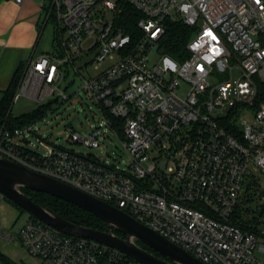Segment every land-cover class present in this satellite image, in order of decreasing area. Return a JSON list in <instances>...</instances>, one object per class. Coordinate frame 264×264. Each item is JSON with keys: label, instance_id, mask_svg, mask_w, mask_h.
<instances>
[{"label": "built area", "instance_id": "built-area-1", "mask_svg": "<svg viewBox=\"0 0 264 264\" xmlns=\"http://www.w3.org/2000/svg\"><path fill=\"white\" fill-rule=\"evenodd\" d=\"M126 4L143 16L136 42L121 24ZM39 6L44 25L55 22L59 49L27 62L12 107L22 98L68 101L63 85L73 75L105 119L86 134L70 129L65 147L43 139L38 123L0 121V157L116 207L204 264H264V206L255 217L245 208L258 193L249 166L264 174V104L257 103L264 0H41ZM169 20L195 30L189 58L163 54L150 69ZM182 82L189 86L185 97L178 94ZM108 130L122 141L125 165L69 146L100 149ZM0 233L40 264H140L31 216L14 232L0 220Z\"/></svg>", "mask_w": 264, "mask_h": 264}, {"label": "rangeland", "instance_id": "rangeland-1", "mask_svg": "<svg viewBox=\"0 0 264 264\" xmlns=\"http://www.w3.org/2000/svg\"><path fill=\"white\" fill-rule=\"evenodd\" d=\"M42 12V22L45 20V11L39 7ZM202 21L198 23V28H201ZM195 32V31H194ZM59 49L57 28L54 20L47 24L41 41L38 46V53L44 54H56ZM164 53L160 49V43L151 52L149 67L154 68L159 64L161 57ZM90 74H95L91 68ZM82 75L87 78L88 74L82 70ZM240 75L236 71L234 73V81L237 82ZM75 78L73 85H67L69 81ZM220 79L223 81L227 79L226 75H222ZM82 86V78L80 76L74 77L71 75L63 85L66 94L70 97L68 101L57 99L56 95L51 98L37 103L27 98H22L16 102L12 107V114L15 117H19L32 110H38L44 106V115L41 120H37V130L40 131V136L47 142L55 144L57 146H68L65 139L70 134V129H74L80 134H86L90 127L98 126L104 122V113L102 109L93 102L87 93L80 90ZM189 86L182 82L178 91L179 96L185 97L188 93ZM245 120L252 122V117L243 113L241 115ZM36 146L39 143L36 142ZM71 149L81 154H98L103 158H106L110 163L114 165H125L128 162V157L125 154L122 146L121 139L115 132L108 130L103 139V144L100 149L90 150L79 145H69ZM40 149H42L40 147ZM43 152V150H38ZM249 175L254 177L256 182L254 184L255 189L248 188L247 191L253 190L258 192L254 195L251 201L245 204V208L249 209V215L255 217L260 215L264 206V199L261 198V194H264V174L256 170L252 165L249 166ZM247 178L246 184L248 185L249 178ZM30 215L26 212L18 209L6 198L0 196V220L1 227L6 232H14L20 225H22ZM0 254L9 260V264H40V261L32 257L26 250V248L19 241H9L2 237L0 233ZM258 257L262 258L261 254ZM3 263V262H2Z\"/></svg>", "mask_w": 264, "mask_h": 264}, {"label": "water", "instance_id": "water-1", "mask_svg": "<svg viewBox=\"0 0 264 264\" xmlns=\"http://www.w3.org/2000/svg\"><path fill=\"white\" fill-rule=\"evenodd\" d=\"M22 189L47 194L103 221L107 230L78 226L35 203ZM0 194L59 232L111 247L140 264H204L116 207L66 183L0 157Z\"/></svg>", "mask_w": 264, "mask_h": 264}, {"label": "trees", "instance_id": "trees-1", "mask_svg": "<svg viewBox=\"0 0 264 264\" xmlns=\"http://www.w3.org/2000/svg\"><path fill=\"white\" fill-rule=\"evenodd\" d=\"M142 17L143 16L130 5L126 4L123 6L121 24L124 26L125 30L132 36L134 42H136L140 35L138 22L142 19ZM165 26V35L160 40L161 51L165 55H168L177 61L189 58L187 45L192 39L195 30L185 26L181 22H175L172 20L167 21ZM21 74L22 68H20L16 72L10 84V87L5 91L0 92V121L5 122L7 119L8 122H11L12 125L15 126L33 124L37 120H41L43 118L45 111L44 106H42L38 110H32L19 117L13 116V98L18 87ZM257 103L264 104V85L259 87ZM22 191L27 194L35 203L51 209L53 212L73 224L93 228L96 230H107V226L103 221L74 205L51 197L47 194L33 192L27 189H22ZM30 216L34 220H37L34 216ZM0 262H3V264L10 263L9 260H7V258L2 256L1 254Z\"/></svg>", "mask_w": 264, "mask_h": 264}, {"label": "crops", "instance_id": "crops-1", "mask_svg": "<svg viewBox=\"0 0 264 264\" xmlns=\"http://www.w3.org/2000/svg\"><path fill=\"white\" fill-rule=\"evenodd\" d=\"M41 0H0V92L7 90L16 72L38 53L47 25L39 10Z\"/></svg>", "mask_w": 264, "mask_h": 264}, {"label": "flooded vegetation", "instance_id": "flooded-vegetation-1", "mask_svg": "<svg viewBox=\"0 0 264 264\" xmlns=\"http://www.w3.org/2000/svg\"><path fill=\"white\" fill-rule=\"evenodd\" d=\"M14 205V204H13ZM15 206V205H14ZM17 207V206H16ZM18 209H20V210H22L21 208H19V207H17ZM22 211H24V210H22ZM24 212H26V211H24ZM27 213V212H26ZM27 214H29V213H27ZM30 215V214H29Z\"/></svg>", "mask_w": 264, "mask_h": 264}]
</instances>
